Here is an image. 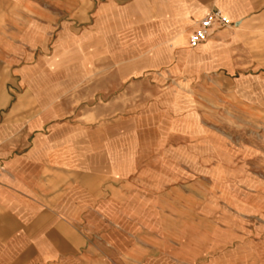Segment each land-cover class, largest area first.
Here are the masks:
<instances>
[{"label":"crops","instance_id":"crops-1","mask_svg":"<svg viewBox=\"0 0 264 264\" xmlns=\"http://www.w3.org/2000/svg\"><path fill=\"white\" fill-rule=\"evenodd\" d=\"M107 2L151 12L144 55L177 49L264 108V0H0V264H264L262 225L200 191L201 116H52L103 53ZM212 9L230 25L190 47Z\"/></svg>","mask_w":264,"mask_h":264},{"label":"rangeland","instance_id":"rangeland-1","mask_svg":"<svg viewBox=\"0 0 264 264\" xmlns=\"http://www.w3.org/2000/svg\"><path fill=\"white\" fill-rule=\"evenodd\" d=\"M107 6V13L100 12L107 14L103 44L94 39L90 46L102 44L103 53L94 55L86 73L74 75V88L55 91L52 116H86L90 124L105 116H201L202 166L211 170V184L200 191L224 194L227 199L219 203L232 210L227 213L231 221L241 218L243 225L260 224L264 230V108L237 95L225 76L179 60L177 49L157 59L152 52L144 55L153 31L149 10ZM98 12L89 9L90 23ZM256 44L261 48L264 41ZM232 193L249 194V200H232Z\"/></svg>","mask_w":264,"mask_h":264},{"label":"built area","instance_id":"built-area-1","mask_svg":"<svg viewBox=\"0 0 264 264\" xmlns=\"http://www.w3.org/2000/svg\"><path fill=\"white\" fill-rule=\"evenodd\" d=\"M229 25L230 22L219 9H212L197 21L188 36V44L190 47H195L208 40L217 29Z\"/></svg>","mask_w":264,"mask_h":264}]
</instances>
